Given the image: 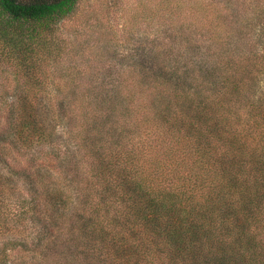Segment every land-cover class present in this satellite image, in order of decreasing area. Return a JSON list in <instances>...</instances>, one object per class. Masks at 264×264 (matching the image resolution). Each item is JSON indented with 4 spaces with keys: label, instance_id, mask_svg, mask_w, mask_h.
<instances>
[{
    "label": "trees",
    "instance_id": "obj_1",
    "mask_svg": "<svg viewBox=\"0 0 264 264\" xmlns=\"http://www.w3.org/2000/svg\"><path fill=\"white\" fill-rule=\"evenodd\" d=\"M78 5L0 0V264H264V19Z\"/></svg>",
    "mask_w": 264,
    "mask_h": 264
},
{
    "label": "rangeland",
    "instance_id": "obj_2",
    "mask_svg": "<svg viewBox=\"0 0 264 264\" xmlns=\"http://www.w3.org/2000/svg\"><path fill=\"white\" fill-rule=\"evenodd\" d=\"M199 3L203 5L202 9L208 10V17L212 20L215 16L224 15L229 28L240 23L250 28L264 19V0H79L75 16L66 22L64 29L77 26L90 33L110 25L117 30L128 31L135 25L139 35L147 30L152 38L157 28L180 25V22L189 26L196 24L193 14L199 9ZM177 9L182 15L180 22L165 20ZM119 51L126 53L124 49Z\"/></svg>",
    "mask_w": 264,
    "mask_h": 264
}]
</instances>
